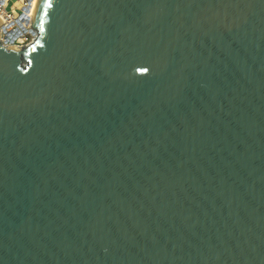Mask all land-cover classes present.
<instances>
[{
    "label": "water",
    "instance_id": "water-1",
    "mask_svg": "<svg viewBox=\"0 0 264 264\" xmlns=\"http://www.w3.org/2000/svg\"><path fill=\"white\" fill-rule=\"evenodd\" d=\"M38 4L0 43V264H264V0Z\"/></svg>",
    "mask_w": 264,
    "mask_h": 264
},
{
    "label": "built area",
    "instance_id": "built-area-1",
    "mask_svg": "<svg viewBox=\"0 0 264 264\" xmlns=\"http://www.w3.org/2000/svg\"><path fill=\"white\" fill-rule=\"evenodd\" d=\"M36 0H0V43L3 47L23 48L35 39L30 20ZM28 21H27V19Z\"/></svg>",
    "mask_w": 264,
    "mask_h": 264
},
{
    "label": "bare ground",
    "instance_id": "bare-ground-1",
    "mask_svg": "<svg viewBox=\"0 0 264 264\" xmlns=\"http://www.w3.org/2000/svg\"><path fill=\"white\" fill-rule=\"evenodd\" d=\"M36 1H37V3H36V4L39 6L40 4H38V2H39V3H41V1H42V0H40V1L36 0ZM38 6H37V9H36L35 11H34V10H32V17H33V19H34L35 23H36L35 16H38V10H39V7H38ZM33 13H35V14L33 15ZM32 17H31V18H32Z\"/></svg>",
    "mask_w": 264,
    "mask_h": 264
},
{
    "label": "rangeland",
    "instance_id": "rangeland-1",
    "mask_svg": "<svg viewBox=\"0 0 264 264\" xmlns=\"http://www.w3.org/2000/svg\"><path fill=\"white\" fill-rule=\"evenodd\" d=\"M17 0H8L9 3H15Z\"/></svg>",
    "mask_w": 264,
    "mask_h": 264
}]
</instances>
